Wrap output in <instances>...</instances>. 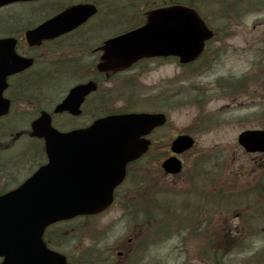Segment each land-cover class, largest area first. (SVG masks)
<instances>
[{
  "label": "rangeland",
  "instance_id": "374dc122",
  "mask_svg": "<svg viewBox=\"0 0 264 264\" xmlns=\"http://www.w3.org/2000/svg\"><path fill=\"white\" fill-rule=\"evenodd\" d=\"M67 1L57 0L55 3L64 4ZM113 1L116 3H112L111 0H99V14L91 19L90 23L82 27L80 33H74L55 42L65 48L64 57H73L74 55L67 54H71L70 49L80 44V46L87 47V50L84 52L86 54L84 62L79 61V64L93 66L97 59V52L94 51V48H91L98 41L95 35L98 32L103 33L106 31V22L102 24L98 31L101 25H97V20L102 16L112 15V8L116 4L119 5L118 2H120V5L124 2L125 9L128 10L137 5L131 1ZM150 1L157 3L161 0H140L139 4L144 7V12L149 6L146 3ZM205 1H210L212 6H217L214 0H192L193 4L202 12L206 7L203 5ZM208 7L211 8V6ZM14 10H16L15 7ZM34 16L40 19L42 13L37 12ZM133 17L136 22L144 19L141 11L136 12ZM226 17L227 15H223L219 10L216 14H209L206 20L217 31V36L208 44L204 55L193 65L184 67L175 59L143 61L128 72L135 74L137 77H115L110 79L106 86H103L102 93H107L108 98L111 99L108 102L109 109H121L127 106L135 110L156 111L163 109L168 115V123L156 130L151 136L155 143L148 154L137 162L138 172L141 173V176L143 173L146 175L158 174L154 162L165 155L171 154L169 145L174 135L189 133L197 139L196 146L184 158L186 162L185 171L174 178L165 177L160 173L161 176L156 179L151 191L162 187L171 201L173 198L179 200L188 197L185 204L189 206V209L184 210L185 213H188V216L191 209H193L192 207L199 201L198 195L187 196L186 193L190 191L200 188V192L210 193L207 198L210 200L209 202L212 201L215 204L218 200L219 202L222 200L214 213L210 208L213 203H208L203 211L198 209L190 217V220L195 223H187L185 226H177L171 223L160 233L156 232L158 225L150 228L135 226L133 222L127 224V221L123 218L124 212L121 209L124 195H121V198L117 200V205L110 212L95 218L96 220L67 224L65 226L66 233L78 235L77 239L72 238L74 239L72 243L82 248L94 247L96 252L100 253V261L103 263L106 262L107 250L115 249V247L121 246L126 241L128 242L129 239H133L134 229L138 231L139 228V236L150 238V233L153 232L154 240L146 243L136 239V244L131 249V255L136 258H130L129 264H184L185 262L204 264L202 262L204 255L197 252L202 250L203 240L201 237L203 238L205 233L210 234V230H205V227L208 229L212 227V225L205 226L204 224H208L212 222L211 219H214L218 229L224 230L229 225L230 230H232V227L238 226L237 222L240 221L237 217L233 218V211H249L251 208L248 209L250 207L248 202L252 201V205L256 203V200H248L247 195L259 185V172L264 169V156L244 152L237 143V136L245 129L264 127V53L261 57L260 50L263 47L257 48L264 42V16L260 14L246 15L238 25L234 23L232 18ZM129 21H133L131 17ZM4 24L0 23V28L10 27L9 16ZM108 27H110L108 30L111 34L117 28V24L107 25L106 28ZM80 52H82L81 48ZM76 58L78 57L76 56ZM72 75L75 79L74 82L79 80L74 74ZM241 77L243 81L248 83H244L245 85L239 87L237 84ZM129 83H133L135 88L136 96L133 98H128V95L132 93L131 86L126 88V84ZM69 85L68 81H64L61 83L62 91L53 89L50 93L54 94L55 99H58ZM73 85L74 83H71L70 87ZM116 90L117 92L114 93ZM194 96L195 101L191 102ZM56 119L57 117H55V121ZM28 120V117L20 115L11 118L12 123L21 127L27 125ZM206 120H209V124L203 127ZM77 121H82V118H77ZM8 130L6 128V131ZM21 137L13 142H11L12 137L0 138V148L6 141L10 145L7 147L9 152L5 156L17 154L29 145V139L23 137L20 140ZM201 154L211 155L209 156L211 160L203 162V160H207V157L200 158L201 156H199L198 158L202 161L199 164L196 156ZM30 157L33 158V156ZM9 158L14 160V157ZM2 160L8 161L10 159L3 158ZM26 160L24 159L18 163L22 164ZM12 165L14 166L16 163L14 162ZM194 180L197 182H194ZM217 191H219L220 197H213ZM254 207L249 211L248 217H256ZM263 207L259 206L260 210H258L264 217ZM167 212L171 213V210ZM204 213L205 217L202 218L204 224H200V215L202 217ZM172 215L174 214L168 215L166 219L170 221ZM258 217L257 222L260 223L261 216L258 215ZM141 219H143V215H141ZM262 222H264V218ZM72 225H75L74 228L81 231L70 232ZM193 231L204 235L194 236ZM204 231L206 232L204 233ZM252 232H254L252 234L253 238H261L257 242H254L251 238L243 244L264 245V228L261 226L255 227ZM169 234L171 235L170 240L166 239ZM127 242L126 244H128ZM132 243L133 241L130 244ZM230 257L233 258L234 254ZM122 258L124 260L127 257ZM232 258H229L226 262L232 264ZM72 261L73 263L76 262L74 256ZM90 261H93V258Z\"/></svg>",
  "mask_w": 264,
  "mask_h": 264
},
{
  "label": "water",
  "instance_id": "95a60500",
  "mask_svg": "<svg viewBox=\"0 0 264 264\" xmlns=\"http://www.w3.org/2000/svg\"><path fill=\"white\" fill-rule=\"evenodd\" d=\"M93 11L88 5L69 8L36 31L40 37L34 39L66 32ZM212 35L194 10L181 5L158 8L149 14L146 25L107 42L99 68L115 70L143 56L170 54L186 63L199 56L204 41ZM10 47L9 43L0 44V95L4 74L24 67V60L11 54ZM92 89L93 83L75 87L58 109L78 113L82 97ZM6 106V102L0 103V114L6 112ZM165 121L161 113L110 115L87 129L67 133L53 129L44 117L39 119L41 124L34 123V134L45 136L49 162L22 186L0 195V256H4L0 264H67L64 255L46 246V227L107 207L125 175L126 164L149 145L141 136ZM239 142L249 151L264 150V130H245ZM193 144V137L182 134L171 148L180 153ZM163 167L176 173L181 170V161L171 156Z\"/></svg>",
  "mask_w": 264,
  "mask_h": 264
},
{
  "label": "trees",
  "instance_id": "16d2710c",
  "mask_svg": "<svg viewBox=\"0 0 264 264\" xmlns=\"http://www.w3.org/2000/svg\"><path fill=\"white\" fill-rule=\"evenodd\" d=\"M169 2H176V3H183V4H187L190 6L194 7V4L192 2V0H169ZM234 2H232V4H234ZM260 4L258 5L257 8L259 9H263L264 8V0H262L261 2H259ZM258 3H255V5H257ZM226 13L228 14L230 9H226L225 10ZM228 16V15H227ZM230 16V15H229ZM255 191H256V187H255ZM257 193H258V199H260L262 196L264 197V183L263 181L261 183H259V186L257 187ZM222 200L217 201L216 206H218L219 203H221ZM259 207V205H257ZM264 208V207H263ZM199 210H203V208L200 206L198 207ZM197 209V210H198ZM259 209V208H258ZM168 209L167 207H161V209L159 210V212L154 216L155 221L157 222V225H159L160 220H162L164 222V224L162 226H158L157 227V233H160L165 227H168L172 224H176L177 226L179 225H186L187 223L193 224L195 222L190 220V217H188V220H181L178 216L175 215V213L173 211H171V213L167 212ZM260 210V209H259ZM260 212V211H259ZM237 213H239V215H241V220H242V225L240 226V228H232V230H230V227L222 230V229H218L215 227L212 228H206L205 230H210V234L207 235V233H205L206 231H204L205 236L201 239L203 240L202 242V250L197 253L204 255L202 258V262L204 264H228V262H226V260H228L232 255V248L235 249L239 254H241L240 256H234L232 258V264H264V245L262 246H252V245H246L243 244L246 240L249 239V234H254L253 231V224L251 222H247L248 220V215H246L245 212H241V210L239 211H233V214L236 215ZM261 213V212H260ZM170 214H174L172 215L171 220H167L166 217ZM201 216V215H200ZM205 226L208 225H212V223H208V224H204ZM200 226V225H199ZM76 229L73 227V229L71 230V232L75 231ZM230 230V231H229ZM78 231H81L80 229ZM202 231V229H201ZM192 232V231H189ZM66 232H64V227L57 225V226H53L52 228H50V230L48 231V235H53V234H64ZM193 235L194 236H199V235H204L200 232L197 231H193ZM192 235V234H191ZM261 238V237H259ZM259 238H254V242H257V240ZM198 241L199 238H197ZM92 256L91 258H93V261H87L86 259H84L83 264H101L102 261H100V253L96 252V249L93 250L92 252ZM83 257H86V254L82 255ZM189 261V260H188ZM231 261V260H229ZM190 263V262H189ZM187 262H185L184 264H189Z\"/></svg>",
  "mask_w": 264,
  "mask_h": 264
},
{
  "label": "flooded vegetation",
  "instance_id": "af4514ba",
  "mask_svg": "<svg viewBox=\"0 0 264 264\" xmlns=\"http://www.w3.org/2000/svg\"><path fill=\"white\" fill-rule=\"evenodd\" d=\"M56 0H32V1H26V2H16L7 6L0 8V12L8 7L6 10L7 17L9 16V28L12 29V31L15 32L17 35L18 42L20 41L19 45L17 44V47H24L28 48L25 38H24V32L31 27L36 26L40 22L44 21L46 16H50L51 12H54L57 10V4L55 3ZM94 2H97L96 0H91ZM14 7L16 10H14ZM26 7V9H24ZM40 12L42 13V18L37 19V16H34L35 13ZM105 19H100L99 24L105 22ZM80 48L81 51L80 52ZM64 49L63 47L53 46L52 44H47L43 47L42 51L39 55V57H62L64 55ZM100 49V48H99ZM85 50H87V47H75L73 49H70L71 54L67 55H74L70 58L71 61H82L84 62L86 54H84ZM98 51V49L96 50ZM101 52H98V57ZM76 56L78 58H76ZM80 65H82L80 63ZM88 65V64H85ZM41 69H37L36 73L39 72ZM42 71L48 75V73L51 71L47 67H42ZM46 77H58L56 75H50ZM44 81H47V78L44 77ZM44 100H47L45 96L43 97ZM264 155V154H263Z\"/></svg>",
  "mask_w": 264,
  "mask_h": 264
}]
</instances>
